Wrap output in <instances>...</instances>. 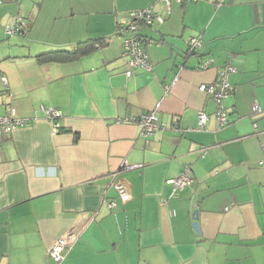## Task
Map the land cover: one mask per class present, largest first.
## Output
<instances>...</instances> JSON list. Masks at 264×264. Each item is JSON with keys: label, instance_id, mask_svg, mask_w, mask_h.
Instances as JSON below:
<instances>
[{"label": "crops", "instance_id": "0c3cea01", "mask_svg": "<svg viewBox=\"0 0 264 264\" xmlns=\"http://www.w3.org/2000/svg\"><path fill=\"white\" fill-rule=\"evenodd\" d=\"M148 6L162 19L140 30L153 69L127 78L118 28ZM80 42L96 44L36 58ZM227 63L219 126L198 86ZM1 76L0 115L11 105L28 125L0 134V264H55L48 248L65 233L76 238L61 264H264V0H0ZM40 106L60 110L57 133ZM154 110L162 128L143 138L133 119ZM184 166L191 180L173 194Z\"/></svg>", "mask_w": 264, "mask_h": 264}, {"label": "built area", "instance_id": "2783aa9c", "mask_svg": "<svg viewBox=\"0 0 264 264\" xmlns=\"http://www.w3.org/2000/svg\"><path fill=\"white\" fill-rule=\"evenodd\" d=\"M166 8H170L171 0H161ZM178 3H183L186 1L195 0H174ZM157 22H162L161 17H159L154 11L152 6H148L143 9H138L133 12V18L128 21L124 26L118 28L120 34L123 35L122 39V49L121 57L125 59V70L124 74L127 78H130L135 69H142L146 71H151L153 65L148 60V56L143 47V38L140 36V30L143 27H150ZM23 22H18L14 26L6 29V34L11 35L13 33H18L22 30ZM188 52H193L195 49L201 46L200 39L198 37L190 38L187 41ZM208 61H204L201 67H206ZM236 72V68L227 63L221 66L216 73V78L209 83H202L198 86V90L204 94L209 95L214 102V118L216 119L219 126H224L228 123L227 110L223 104L224 100L230 96L233 91V86L230 84V75ZM1 82L5 85L6 90L3 92L5 96H9L7 91L6 79L1 76ZM159 103L156 104L155 109H157ZM252 111L260 112L261 108L257 103L252 105ZM39 109L44 113V118L49 122L51 130L53 133H57L60 129V125L57 120L61 117V112L54 107H44L40 106ZM196 129L201 130L204 128L208 115L204 111L197 112L196 118ZM140 128V135L143 138L151 136L154 132L161 129V125L158 122L157 115L154 111L141 113L136 118L133 119ZM124 122L130 121L129 117H126ZM28 125V121L17 116L16 109L9 105L6 107L4 113L0 115V134L11 132L13 129ZM255 127L256 124H253ZM264 163V159L260 162ZM136 166L123 164L120 167V171H125L132 169ZM188 166H184L177 177L171 180L172 193L181 191L191 180L188 173ZM114 188L117 192L119 200L126 203L130 199V194L128 189L121 183H114ZM102 204L109 211L116 207V200L110 198H104ZM76 235L73 233H65L58 236L48 248V255L50 259L55 264H61L64 260L65 253L70 250Z\"/></svg>", "mask_w": 264, "mask_h": 264}, {"label": "trees", "instance_id": "16d2710c", "mask_svg": "<svg viewBox=\"0 0 264 264\" xmlns=\"http://www.w3.org/2000/svg\"><path fill=\"white\" fill-rule=\"evenodd\" d=\"M151 26H153V25H151ZM95 44H93V42H80V43H78V45L75 47V49L72 52L65 51V50L50 51L47 53L39 54L36 56V58L37 59H49V60H58V59L62 60L66 56H67V58H71L75 55L78 56V55H83V54L89 53L95 47ZM186 52H188V49Z\"/></svg>", "mask_w": 264, "mask_h": 264}, {"label": "water", "instance_id": "95a60500", "mask_svg": "<svg viewBox=\"0 0 264 264\" xmlns=\"http://www.w3.org/2000/svg\"><path fill=\"white\" fill-rule=\"evenodd\" d=\"M193 220H194V222L192 223V227L194 228L195 231H197L198 230V226H197V222H196V220H197V211H194Z\"/></svg>", "mask_w": 264, "mask_h": 264}]
</instances>
